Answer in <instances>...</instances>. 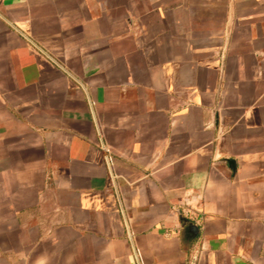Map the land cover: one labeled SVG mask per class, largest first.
<instances>
[{"label": "crops", "instance_id": "crops-1", "mask_svg": "<svg viewBox=\"0 0 264 264\" xmlns=\"http://www.w3.org/2000/svg\"><path fill=\"white\" fill-rule=\"evenodd\" d=\"M0 264H264V0H0Z\"/></svg>", "mask_w": 264, "mask_h": 264}, {"label": "water", "instance_id": "water-1", "mask_svg": "<svg viewBox=\"0 0 264 264\" xmlns=\"http://www.w3.org/2000/svg\"><path fill=\"white\" fill-rule=\"evenodd\" d=\"M180 222L183 229L184 244L191 247L194 241L198 238L200 230L198 226L188 220L183 213H180Z\"/></svg>", "mask_w": 264, "mask_h": 264}]
</instances>
